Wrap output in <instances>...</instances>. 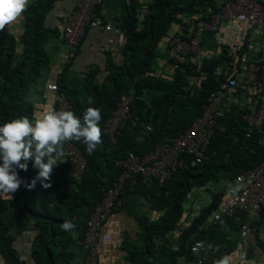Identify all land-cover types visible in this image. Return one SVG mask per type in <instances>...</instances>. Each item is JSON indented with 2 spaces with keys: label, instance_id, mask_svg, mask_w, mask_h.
<instances>
[{
  "label": "trees",
  "instance_id": "1",
  "mask_svg": "<svg viewBox=\"0 0 264 264\" xmlns=\"http://www.w3.org/2000/svg\"><path fill=\"white\" fill-rule=\"evenodd\" d=\"M56 1L58 0H33L28 4L24 12V33L19 38L23 50L18 57L12 46H16V43L6 32V26L0 31V124L20 117L35 120L34 108L27 100V90L30 82L38 79L36 76L47 62L48 54L43 43L58 36L56 29L45 28L43 25L45 14ZM128 4L125 6L123 21L118 25V29L125 35L124 62L118 68L119 72L116 69L109 71L101 86L95 82L90 85L91 94L88 92L87 96L92 98L93 103L89 104L87 98L85 102L79 101L78 104L77 97H73L70 91L61 89L62 84H57L58 99L68 101L69 111L74 112L77 117L82 119L88 107L101 111L99 127L102 143L92 155L86 152L82 143L69 142L82 152L86 162L81 179L74 181L70 178L71 164L58 161L51 176L52 187L44 189L40 181H37L33 189H28L26 185L34 179L38 169L33 167L31 159L27 161L26 171L17 169L23 183L13 194L12 205L22 225L35 228L31 257L36 264H63L69 255V246L74 242L73 234L78 233L80 241H83L86 231L84 220L102 200L103 193L120 176L117 160L129 153L142 156L153 150L164 138L181 135L200 117L209 94L221 89L239 72L238 54L244 52L245 48L230 54L228 48L224 47L217 56L204 60L197 70L196 74L203 77L199 88L185 91L192 75L189 68L192 55L178 61L159 108L152 113H143L142 110H136L135 100L130 105L133 115L151 125L152 130L147 132L140 125L127 122L112 141L103 132L106 120L123 95H139L143 77L152 72L158 44L169 29L178 25L180 28L175 34L186 33L188 17L190 23L199 18L209 21L216 10L208 11L210 5L204 0H152L148 2L147 13L138 22L135 18L139 8L137 3ZM184 17L187 18L186 22L182 21ZM258 58L259 78L264 82V50L258 53ZM219 67L221 71L217 73ZM84 87L86 88V79ZM261 93L264 94V90ZM243 97L250 100L251 106L255 105V91L239 85L233 93L232 101L224 102L229 105L230 112L217 119L205 153L206 158L202 162L191 166V157L183 154L184 163L162 186L154 180L137 178L131 193L143 194L147 204L151 205V210L161 214L153 222L147 218L142 221L145 232L141 244L137 241L136 245V242L130 240L127 243L130 261L140 258L143 251L153 254L156 246L154 239H163L165 234L171 233L173 240L171 239V243L166 241L162 248L164 261L161 264H179L181 259L186 264H264V230L262 228L259 231V227H256L251 231L253 224L246 210H238L231 218H223L222 222L234 235L231 239L221 237L223 231L220 229L224 226L219 225L221 222L211 225V218L220 206L225 208L227 193L235 191L238 176L264 163V123L259 130L248 126L244 115L251 112L250 105H243ZM58 109L59 101L55 111ZM61 186L69 189L62 198L55 199V193ZM128 188L122 195L129 192ZM193 190H203L207 197L202 198L199 212L190 214V220L185 222L182 219L184 207L189 201L194 203V193L191 194ZM257 218L260 220L264 217ZM65 221H70L75 227L70 231L62 230L61 225ZM179 226L181 229L175 232ZM15 240L5 213L0 210V255L7 264H26L15 248ZM195 242L203 244L201 255L194 256L191 253L190 249ZM242 245L244 249L241 248ZM142 261V264H151L146 260Z\"/></svg>",
  "mask_w": 264,
  "mask_h": 264
},
{
  "label": "built area",
  "instance_id": "2",
  "mask_svg": "<svg viewBox=\"0 0 264 264\" xmlns=\"http://www.w3.org/2000/svg\"><path fill=\"white\" fill-rule=\"evenodd\" d=\"M101 1H75V8L69 14L63 34L70 52L78 46L86 29L111 30V25H104L97 13ZM143 10L147 12V6H143ZM138 18L141 20L142 16ZM237 20L246 21L251 29L246 40L245 51L238 54L239 72L230 78L221 89L209 94L202 107L200 117L181 135L164 138L153 150L142 156L129 153L116 161V166L121 170L120 176L112 187L103 193L102 200L95 205L90 216L84 220L86 231L84 240L81 242L84 255L82 264H97L98 243L102 236L103 226L109 215L122 205L123 191L129 187L128 190L131 192L138 177L154 180L159 186H162L184 163L183 154L191 157V166L199 164L206 158L205 153L213 136L217 119L230 112V107L224 102L232 101L233 93L239 85L242 88L250 87L255 91L254 110L245 114L244 120L250 127L258 130L261 128L264 123V94L261 93L264 90V82L259 78L258 53L264 50V3L262 0H228L216 12L212 13L209 21L203 19L194 21L187 36L178 33L173 35L168 43L167 56L170 59L168 68L170 71H174L177 68L179 57L199 56L205 34L216 33L223 24ZM70 52L67 55L68 58ZM216 72L218 73L219 69ZM47 89L52 93L57 92V86L53 84L48 85ZM133 100L134 97L123 95L106 120L103 132L108 134L112 141L115 140L118 130L127 122L132 125H140L147 132L152 130L151 125L133 115L130 106ZM62 110L69 111V104L59 99L58 111ZM63 161L71 164L69 177L74 181H79L86 165L82 152L68 142L64 146ZM235 184L238 187L230 199L228 207H223L224 211L216 212L213 215L211 225L222 222L224 217L231 218L238 210H246L251 218L264 217V163L238 176ZM67 190L66 186H62L59 192L63 194ZM194 191L191 192V194L194 193L192 198L194 203L189 201L185 206L186 210L182 218L185 222L190 220L192 214L199 212L202 198L207 197L203 190ZM178 229H181L180 226ZM164 239L171 241L172 234H165ZM190 250L194 256L201 255L203 244L195 242Z\"/></svg>",
  "mask_w": 264,
  "mask_h": 264
},
{
  "label": "crops",
  "instance_id": "3",
  "mask_svg": "<svg viewBox=\"0 0 264 264\" xmlns=\"http://www.w3.org/2000/svg\"><path fill=\"white\" fill-rule=\"evenodd\" d=\"M32 1L33 0H29L28 4ZM75 1L76 0H58L54 2L50 11L45 14L44 27L56 29L58 31V36L56 38L47 39L43 43V48L48 54L47 62L45 66L40 69L39 75L36 76L38 79H35L34 82H30L28 86L27 100L34 108L35 120L39 119L42 114L55 110L56 103L59 99L63 100V98L58 99L57 94L49 92L47 89L48 85L53 84L57 86V84H62L63 87L61 86L60 88L64 91L67 90V92L70 91L73 97L78 98V104H80L79 101L85 102V99L87 100L88 92L91 94L90 85L93 84V82L101 86L106 76L109 74V71L116 69L117 72H119L118 68H120L124 62L123 50L125 48V35L118 29V25L123 21L125 6L133 2L137 3V6L140 7L144 4H148V2L152 0H102V4L98 8V15L106 24L112 25V30L107 32L103 29H88L81 38L80 45L72 51V57L68 59L67 55L70 51L66 41L62 37L63 27L69 14L75 8ZM188 1L190 0H185V2ZM204 1L210 5L207 10L211 12V10H215L228 0ZM24 12L17 23L6 25L5 28L9 36L14 38L16 46L15 44H12V46L15 47L17 57L23 50L19 38L24 33ZM186 20L187 18L184 17L182 21L186 22ZM188 20L187 24L189 25L185 28L186 33L181 32L183 36L189 34V29L192 25ZM179 28L180 26L178 25L172 26L167 35L158 44L157 56L153 61L151 69L152 72H149L143 77L144 81H142L141 89L138 91L139 95L134 96L136 110H142L143 113H152L161 106L163 99H165L164 90L170 85L168 83H171V77L163 75L170 62L167 56L168 40ZM250 32L251 29L246 21L237 20L228 24H223L218 32L212 33L210 36H204L202 39V50L199 56H191L189 59V68L192 75L189 78L190 82L189 88H186L187 91H195L196 88H199L200 81L203 77L200 74H196V72H198L197 70L201 67L204 60L217 56L224 47L228 48L230 54L236 53L237 50L241 48L246 49V40ZM245 49L243 50L245 51ZM188 57L189 56L179 57V61L185 60ZM156 68L159 70L156 71ZM218 69L220 72L221 67ZM135 78L137 79V77ZM1 79L2 76L0 75V80ZM85 79L86 88L84 87ZM93 94L94 91L92 95ZM249 101L250 100L243 97V105L248 104L250 105V111L252 109L254 110L255 105L252 108ZM58 161H63V157ZM235 192L236 191H230L227 193L225 197V208L228 207L230 199H232ZM62 196L63 195H61L57 189L55 199H60ZM12 204V199L9 200L6 195L0 194V210L5 213L10 231L16 237L14 242L16 250L19 251L22 257L21 259L25 261L26 264H36L35 260L31 257L32 238L35 234V228L22 225L20 218L17 216L18 214H15V209ZM152 210L151 205L147 204L143 194L124 193L122 196V206L117 211L113 212L104 224L101 240L98 245V264H142V259L144 261L146 260L147 263L161 264V261H164L162 248L166 244V240L162 238L154 239L156 246L152 251L153 254H147L143 251V254H140V258H133L134 260L132 261H130L131 258L128 259L127 255L129 247L127 243L129 240L136 242V245L137 241H139L140 244L142 243L141 239L144 238L143 234L145 232L142 221L147 218L153 222V219L160 216V212ZM185 210L186 207H184V211ZM221 210L222 209H219L218 211L221 212ZM250 220L254 223L251 231L256 229V227H259V231L262 228L264 230V220L259 221L258 218H250ZM219 225H224L222 229H220L224 232L226 230V225L223 222ZM73 238L74 242L69 246L67 261L63 262V264H82L81 241L78 233H74ZM167 242L171 243L172 241ZM246 246L248 247L249 244H246ZM241 248L244 249V246L242 245ZM132 251L134 250L132 249ZM0 264H7L1 255Z\"/></svg>",
  "mask_w": 264,
  "mask_h": 264
},
{
  "label": "clouds",
  "instance_id": "4",
  "mask_svg": "<svg viewBox=\"0 0 264 264\" xmlns=\"http://www.w3.org/2000/svg\"><path fill=\"white\" fill-rule=\"evenodd\" d=\"M28 3L29 0H0V31L4 30L6 25L17 23L22 17V13L26 10ZM101 4L102 1L100 5ZM143 6H147L148 8V4H144L138 8L135 17L138 22H141L143 16L147 13L144 12ZM220 6H218L214 12H216ZM139 16H142L141 20H139ZM102 22L106 25L103 20ZM65 25L63 27V34ZM88 29H86V31ZM101 29L107 31L104 28ZM173 35H175V33ZM173 35L170 36V39ZM76 47L74 49H76ZM72 51L68 59L72 57ZM168 64H170V62ZM170 72L173 73L174 71H170L167 65L163 75L172 78ZM66 102L68 103V101ZM87 102L89 104L93 103L92 98L89 97ZM101 118L100 109L88 107L82 119L77 117L72 111L52 110L42 114L39 119L34 121H30L27 117H20L0 124V194L6 195L9 200L13 198L12 194L17 192L23 183L18 176L17 169L26 171L28 167L27 161L30 159L32 160L33 167L38 169V172L31 183L26 185V187L28 189H33L37 181H40L41 187L44 189L52 187L50 183L52 172L58 165V160L64 156V146L66 143L73 141L82 143L89 155H92L97 150V146L102 143V132L99 127ZM22 161L24 162L22 163ZM67 189H69V187H67ZM220 207V209H222L221 212L224 211L222 205ZM74 227L75 225L70 221H65L61 225V229L64 231H70ZM177 230L178 228L175 229V232ZM83 256L82 251V260Z\"/></svg>",
  "mask_w": 264,
  "mask_h": 264
},
{
  "label": "rangeland",
  "instance_id": "5",
  "mask_svg": "<svg viewBox=\"0 0 264 264\" xmlns=\"http://www.w3.org/2000/svg\"><path fill=\"white\" fill-rule=\"evenodd\" d=\"M156 67H157V65H156ZM159 69L158 68H156V71H158ZM238 186H235V188H234V190H236V188H237ZM255 218H257L256 216H255ZM261 220H264V218H261L259 221H261ZM263 223V222H262ZM252 224H254V223H252ZM226 230L224 231V232H222L221 233V237L222 238H226V239H231L234 235H233V233H231L230 231H229V227L228 226H226ZM168 234H171V233H168ZM220 240V239H219ZM113 249V248H112ZM180 264H185V260L184 259H181L180 260V262H179ZM243 263H244V261H243ZM245 264H247V262L245 263Z\"/></svg>",
  "mask_w": 264,
  "mask_h": 264
}]
</instances>
